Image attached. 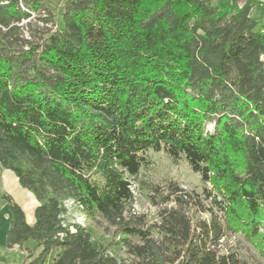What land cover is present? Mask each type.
Returning <instances> with one entry per match:
<instances>
[{
    "label": "trees",
    "instance_id": "16d2710c",
    "mask_svg": "<svg viewBox=\"0 0 264 264\" xmlns=\"http://www.w3.org/2000/svg\"><path fill=\"white\" fill-rule=\"evenodd\" d=\"M256 4L65 0L51 28L46 0H0V166L37 201L29 224L3 195L6 247L35 242L20 264H254L232 238L264 258ZM32 14L44 27L31 29ZM161 150L203 189L153 187L150 221L132 209L131 183Z\"/></svg>",
    "mask_w": 264,
    "mask_h": 264
},
{
    "label": "rangeland",
    "instance_id": "374dc122",
    "mask_svg": "<svg viewBox=\"0 0 264 264\" xmlns=\"http://www.w3.org/2000/svg\"><path fill=\"white\" fill-rule=\"evenodd\" d=\"M64 1L65 0H46V7L49 8L50 13L47 12L41 14V16L46 15L53 18L51 22L46 24L47 27L54 28V22L58 20ZM258 4L259 3L255 5L256 8H253L251 14L258 20L263 19L262 22L264 23V6H259ZM23 23H26V20H24L22 24ZM35 23L40 28L44 27V23L41 20H37L35 14H32L31 29H33V31L35 29ZM146 157L148 164L142 166L137 177L132 179L131 183V189L133 191L132 209L136 213H144L147 216V219L150 221L155 218L156 207L152 205L150 199L152 188L155 186H165L169 182H175L177 185L189 192L199 194L202 193L203 183L200 180L199 174L192 171L184 158H181L178 160V162L174 163L163 150L158 152L148 151ZM6 171L10 172V175L15 177V174L11 170L0 166V178L2 175H4V173H7ZM8 193L13 196V200L17 203V198H20L18 197L20 195L17 194V191H14L12 188L10 191H8ZM4 194L6 193L3 192L2 185L0 184V245H2L0 248L3 249V253L8 254L7 264H20L26 255L24 250L25 247L31 249L35 242L31 239L27 240L22 249L15 247V250L11 251L6 248L5 236L9 225L10 211L7 202L3 199ZM205 203L207 204L208 200H206ZM203 217H207V215L203 214ZM69 218L70 220L82 224H89L94 229L95 235L99 238L108 239L112 235V228L108 226L101 218H98L97 220H88L76 209H71ZM262 224H264V219L262 220ZM232 240L239 243L244 255L249 257V259L252 260L254 264H264V258L258 254L255 247H253L251 244L240 238H232ZM120 253L125 257L123 252L120 251Z\"/></svg>",
    "mask_w": 264,
    "mask_h": 264
},
{
    "label": "crops",
    "instance_id": "0c3cea01",
    "mask_svg": "<svg viewBox=\"0 0 264 264\" xmlns=\"http://www.w3.org/2000/svg\"><path fill=\"white\" fill-rule=\"evenodd\" d=\"M258 5L259 6H264V4H261V3H259ZM253 8H256V7L254 6ZM253 8L251 9V13L253 11ZM10 174H11L10 172L4 173V175H2V177L0 178V184L2 185L3 192H5L6 194H9L8 191H10V189H12V188L14 189V191H17V194L20 195V196H18L20 198H17L18 199L17 204L24 211L26 221L29 224H32L33 221H34L33 211H34V208H35V206L37 204V201H36L35 197L33 196V194L30 191H28L27 189L23 188L18 183V180H17L16 176L14 177L13 175H10ZM9 195L11 196L12 199H14L11 194H9ZM0 246H2V245H0ZM9 250L12 251V250H15V248L9 249ZM21 253H22V251H21ZM7 256H8V254L7 253H3V249L0 248V264H7Z\"/></svg>",
    "mask_w": 264,
    "mask_h": 264
},
{
    "label": "built area",
    "instance_id": "2783aa9c",
    "mask_svg": "<svg viewBox=\"0 0 264 264\" xmlns=\"http://www.w3.org/2000/svg\"><path fill=\"white\" fill-rule=\"evenodd\" d=\"M254 1H256L257 3L264 4V0H254Z\"/></svg>",
    "mask_w": 264,
    "mask_h": 264
}]
</instances>
